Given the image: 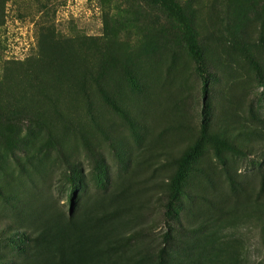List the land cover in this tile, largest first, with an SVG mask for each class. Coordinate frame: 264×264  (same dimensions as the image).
Instances as JSON below:
<instances>
[{
  "label": "rangeland",
  "instance_id": "rangeland-1",
  "mask_svg": "<svg viewBox=\"0 0 264 264\" xmlns=\"http://www.w3.org/2000/svg\"><path fill=\"white\" fill-rule=\"evenodd\" d=\"M170 1L205 102L153 1L0 0V264H264V0Z\"/></svg>",
  "mask_w": 264,
  "mask_h": 264
},
{
  "label": "trees",
  "instance_id": "trees-1",
  "mask_svg": "<svg viewBox=\"0 0 264 264\" xmlns=\"http://www.w3.org/2000/svg\"><path fill=\"white\" fill-rule=\"evenodd\" d=\"M142 2H155L159 7H162L167 12H169L172 15H176L175 19L179 23H181L182 31H183V39L185 46L187 48L188 54L193 59L197 73L201 80V98L205 102L207 99L208 94V78H207V72L204 64V58L201 51L200 46L198 45L197 41L195 40L194 33L192 31V28L186 18L184 17L183 13L177 8L175 4H173L170 0H141ZM200 137L199 141L190 149H188L183 157L180 160L176 175L172 182V191L169 196V199L167 201V204L165 206L166 215L169 217L172 213L174 204L176 202V199L179 196L180 193V186H181V180L183 177V174L188 167L189 162L191 159L196 155V153L199 150L200 142L206 138V127L204 124L203 116L201 118V127H200ZM158 264H169L167 260H165L164 257H160Z\"/></svg>",
  "mask_w": 264,
  "mask_h": 264
}]
</instances>
